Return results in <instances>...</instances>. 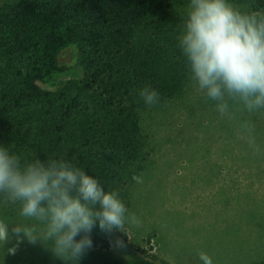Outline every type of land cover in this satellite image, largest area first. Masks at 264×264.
Here are the masks:
<instances>
[{"label":"trees","instance_id":"1","mask_svg":"<svg viewBox=\"0 0 264 264\" xmlns=\"http://www.w3.org/2000/svg\"><path fill=\"white\" fill-rule=\"evenodd\" d=\"M231 3L245 12L264 11V0ZM186 6L187 0L0 4V145L24 161L65 159L127 204L133 177L150 162V120L189 98L192 89L176 41ZM77 69L79 78L72 75ZM144 87L158 91L156 105L143 103L138 93ZM197 103L215 110L204 95ZM232 113L240 123H253L247 132L264 136L263 112L234 103ZM245 135L242 145L255 139ZM0 211L13 216L19 209L0 199ZM104 234L92 230L94 247ZM79 264L168 263L96 248Z\"/></svg>","mask_w":264,"mask_h":264},{"label":"rangeland","instance_id":"2","mask_svg":"<svg viewBox=\"0 0 264 264\" xmlns=\"http://www.w3.org/2000/svg\"><path fill=\"white\" fill-rule=\"evenodd\" d=\"M72 75L79 78L81 71ZM191 88L189 98L149 122L150 162L125 204L138 225H126L124 234L105 233L86 253L102 248L121 257L200 264L198 254L205 252L213 264L264 263V136L242 129L235 113L203 109L197 103L203 93L194 82ZM246 133L255 139L242 145ZM0 218L26 223L19 214L0 211ZM117 238L124 247H113ZM4 264L61 262L39 244L24 242L15 255L4 256Z\"/></svg>","mask_w":264,"mask_h":264},{"label":"clouds","instance_id":"3","mask_svg":"<svg viewBox=\"0 0 264 264\" xmlns=\"http://www.w3.org/2000/svg\"><path fill=\"white\" fill-rule=\"evenodd\" d=\"M176 41L190 80L221 116L231 117L234 103L249 113L264 109V11H240L231 0H187ZM138 94L146 106L160 99L151 87ZM250 127L241 124L245 131ZM0 199L17 206L26 221L0 218V264L24 242L39 244L61 264H79L92 247L94 228L123 233L139 223L116 191L69 161H24L3 145ZM113 247L124 243L117 238ZM198 257L200 264H213L205 252Z\"/></svg>","mask_w":264,"mask_h":264}]
</instances>
